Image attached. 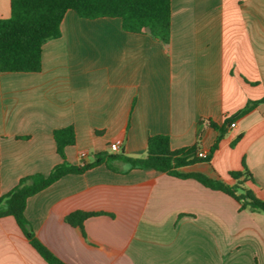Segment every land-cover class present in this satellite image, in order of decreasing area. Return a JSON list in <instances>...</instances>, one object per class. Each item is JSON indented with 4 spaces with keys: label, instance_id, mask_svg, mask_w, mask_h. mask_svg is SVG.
I'll return each mask as SVG.
<instances>
[{
    "label": "crops",
    "instance_id": "0c3cea01",
    "mask_svg": "<svg viewBox=\"0 0 264 264\" xmlns=\"http://www.w3.org/2000/svg\"><path fill=\"white\" fill-rule=\"evenodd\" d=\"M171 1L168 43L125 32L118 18L68 11L61 37L43 46L41 72H0L1 196L62 162L56 129L74 127L65 153L75 166L115 153L113 144L144 157L159 134L173 150L199 142L208 153L219 131L202 120L222 127L264 98V0ZM10 15L11 0H0V18ZM234 123L211 161L179 170L231 184L230 172L245 164L264 200V102ZM76 211L101 215L82 230L66 222ZM25 215L66 264H264V214L153 169L66 175L30 197ZM0 264H47L11 216L0 218Z\"/></svg>",
    "mask_w": 264,
    "mask_h": 264
},
{
    "label": "trees",
    "instance_id": "16d2710c",
    "mask_svg": "<svg viewBox=\"0 0 264 264\" xmlns=\"http://www.w3.org/2000/svg\"><path fill=\"white\" fill-rule=\"evenodd\" d=\"M68 11H74L78 17L89 20L118 18L125 32H146L163 43L170 40L171 0H11L10 17L0 18V72H41L43 46L49 40L61 37V24ZM263 102L264 98L249 102L242 110L226 119L222 127L210 120H202V123L205 122L219 131L206 158L199 157V142L190 147L173 150L170 137L159 134L149 137L144 157H130L124 150L120 153L102 152L95 154L92 162L75 166L68 162L65 153L67 147L76 143L74 127L56 129L53 137L62 162L49 175L35 174L22 178L12 191L4 196L0 195V218L13 217L26 239L47 264H66L36 236L25 215L27 201L66 175L84 174L101 165L118 174H126L131 170L153 169L181 179H195L206 188L221 191L233 198L239 204V211L264 214V200L258 198L250 187V184H255V179L245 164L243 170L230 172L233 180L231 184L202 173H183L179 170L196 163L211 161L227 132L225 126L231 125ZM240 138L238 137L236 142ZM234 145L235 143L232 147ZM123 166L128 168L124 170ZM99 215L101 213L76 211L66 217V222L83 230L85 220ZM255 264H259L257 259Z\"/></svg>",
    "mask_w": 264,
    "mask_h": 264
},
{
    "label": "built area",
    "instance_id": "2783aa9c",
    "mask_svg": "<svg viewBox=\"0 0 264 264\" xmlns=\"http://www.w3.org/2000/svg\"><path fill=\"white\" fill-rule=\"evenodd\" d=\"M230 126L231 127H234L235 126V123H232ZM110 148H111L112 152H115V153H117V152L120 151V146L118 144H113V145H111ZM207 154H208L207 152H200L199 153V157L206 158L207 157ZM85 156H86L85 153L82 154V157H85Z\"/></svg>",
    "mask_w": 264,
    "mask_h": 264
}]
</instances>
